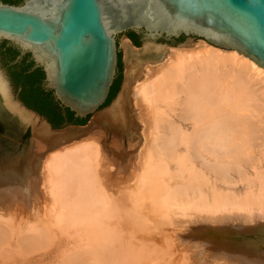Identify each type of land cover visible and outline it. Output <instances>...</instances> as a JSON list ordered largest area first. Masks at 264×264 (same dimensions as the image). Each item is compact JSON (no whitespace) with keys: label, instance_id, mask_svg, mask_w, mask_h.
<instances>
[{"label":"bare ground","instance_id":"obj_1","mask_svg":"<svg viewBox=\"0 0 264 264\" xmlns=\"http://www.w3.org/2000/svg\"><path fill=\"white\" fill-rule=\"evenodd\" d=\"M123 47L86 130L50 134L0 83V264H264V68L203 39Z\"/></svg>","mask_w":264,"mask_h":264},{"label":"water","instance_id":"obj_2","mask_svg":"<svg viewBox=\"0 0 264 264\" xmlns=\"http://www.w3.org/2000/svg\"><path fill=\"white\" fill-rule=\"evenodd\" d=\"M9 1L14 0H0V83L10 100L50 134L92 128L119 100L126 74L123 40L141 50L186 47L204 39L264 68V0ZM129 31L142 34L141 46L126 35ZM182 35L186 38L178 41ZM37 67L45 74L43 88L53 90L76 118L88 117L85 124L54 128L43 112L22 102V83L29 87L35 79L14 77V70ZM116 77V91L105 104Z\"/></svg>","mask_w":264,"mask_h":264},{"label":"flooded vegetation","instance_id":"obj_3","mask_svg":"<svg viewBox=\"0 0 264 264\" xmlns=\"http://www.w3.org/2000/svg\"><path fill=\"white\" fill-rule=\"evenodd\" d=\"M126 35L129 37L128 32H126ZM136 35H138L137 38L139 40H142V37H143L142 34L136 33ZM12 48H13L12 50H17L18 49L15 46H13ZM1 49L2 50L3 49L5 50L6 48H1ZM19 55H21V54H19ZM34 66L35 65H33V67ZM16 69L17 68H15V70ZM15 70H14V72H15L14 77L15 76H18L19 77V76L22 75L25 78H30V77H33L34 76V78H30V80L31 79H35L36 78L35 76H37V73L38 72H41V71L44 72L41 67H37V68H35L33 70H30V72L27 71V73H25V74L23 73L22 70H16V71ZM44 78H45V74H44ZM115 80H114V82H115ZM41 81H42L41 83H43L44 79L41 80ZM37 87L38 86H34V85H31V86L28 87V86H25L24 83H22V85H21V89H20V92H19V97L21 98L22 102L25 103L29 108H31L30 107L31 105H35L37 107V109H33V110H35V111H37L39 113H40V111H42V110L45 109V113L42 116L45 117L48 122H50L51 124H53L54 119L56 117V115H55L56 112L54 111V109H50V107H51V105H53L56 102L58 104V106L61 108L60 110H61V113H62V115L64 117V121H63L64 123L65 122H68V121L70 122L71 119L73 120V118L79 119V118H76L75 115L71 118V110L69 108H66V107H63V106L60 105L59 101L56 100V98L54 96V91L53 90H46L42 86V88L46 92L50 93V96L49 97H46L47 99H45V97H42L41 96V92L39 90L36 91L37 90ZM51 96H52L53 100L50 99Z\"/></svg>","mask_w":264,"mask_h":264},{"label":"trees","instance_id":"obj_4","mask_svg":"<svg viewBox=\"0 0 264 264\" xmlns=\"http://www.w3.org/2000/svg\"><path fill=\"white\" fill-rule=\"evenodd\" d=\"M11 4H15V5H21V4H23L24 3V0H14V1H9ZM128 35H129V37L132 39V41L134 42V44L135 45H137V46H141V40H139L138 38H137V36L138 35H136V33L134 32V31H129L128 32ZM137 38V39H136ZM186 37L184 36V35H182L179 39H178V41H182V40H184ZM13 61V60H12ZM24 74L26 73V72H23ZM36 78H35V80H34V82H33V84L35 85V86H38L37 87V90L36 91H40L41 92V96L42 97H45V99H47L46 97H49L50 96V93H48V92H46L43 88H42V81L41 80H43L44 79V72H38L37 73V76H35ZM24 81H26V79L24 80ZM117 78H116V80H115V82L113 83V85H112V87H111V90H110V93H109V96H108V98H107V100H106V102H105V104L112 98V96L114 95V93H115V91H116V87H117ZM51 100H53V98H52V96H51V98H50ZM32 109H37V107L35 106V105H31L30 106ZM50 109H54V111L56 112L55 113V115H56V117H55V119H54V122H53V127L54 128H60V127H62L63 126V124H64V117H63V115H62V113H61V108L58 106V104L55 102L53 105H51V107H50ZM39 110V109H38ZM40 111V110H39ZM41 112H43V113H45V109L44 110H42ZM74 116V112L73 111H71V118ZM87 118L88 117H86V118H79V119H75V118H73V120L71 119V121L69 122L68 121V123H72V124H85L86 122H87Z\"/></svg>","mask_w":264,"mask_h":264},{"label":"rangeland","instance_id":"obj_5","mask_svg":"<svg viewBox=\"0 0 264 264\" xmlns=\"http://www.w3.org/2000/svg\"><path fill=\"white\" fill-rule=\"evenodd\" d=\"M200 40H202V39H196V40H194L193 42H192V44L195 42H198V41H200ZM204 40V39H203ZM124 41V40H123ZM122 47H123V43H122ZM123 50H124V47H123ZM124 55H125V63H127L126 62V54H125V51H124ZM126 66H127V64H126ZM126 72H127V67H126ZM125 78H126V74H125ZM124 83H125V81H124ZM123 87H124V85H123ZM39 124V123H38ZM40 125V124H39ZM34 126V125H33ZM31 138H32V136H31ZM27 146H29L30 147V144H26V146H25V149H27L28 147ZM17 148H19V149H21V148H23L22 146H20V145H17ZM14 149V148H13ZM13 149L11 150V151H13ZM15 150H17L16 148H15ZM260 168H261V170L262 171H264V163H262L261 165H260Z\"/></svg>","mask_w":264,"mask_h":264}]
</instances>
